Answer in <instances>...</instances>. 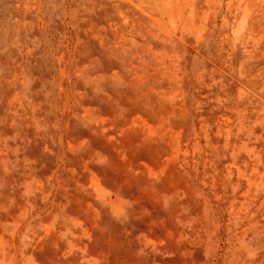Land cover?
<instances>
[{
  "label": "clouds",
  "instance_id": "clouds-1",
  "mask_svg": "<svg viewBox=\"0 0 264 264\" xmlns=\"http://www.w3.org/2000/svg\"><path fill=\"white\" fill-rule=\"evenodd\" d=\"M0 264H264V0H0Z\"/></svg>",
  "mask_w": 264,
  "mask_h": 264
}]
</instances>
